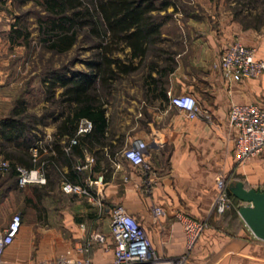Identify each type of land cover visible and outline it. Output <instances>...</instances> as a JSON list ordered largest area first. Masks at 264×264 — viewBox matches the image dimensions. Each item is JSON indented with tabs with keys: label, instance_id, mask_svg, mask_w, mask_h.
<instances>
[{
	"label": "crops",
	"instance_id": "0c3cea01",
	"mask_svg": "<svg viewBox=\"0 0 264 264\" xmlns=\"http://www.w3.org/2000/svg\"><path fill=\"white\" fill-rule=\"evenodd\" d=\"M182 1L194 7L200 13L199 18L175 22L179 31L187 32L184 37L166 35L165 19L157 42L160 55L147 56L136 70L118 74L117 80L121 81L118 100L103 105L105 126L94 137L85 138L80 147L82 159L70 155V144L61 147L58 154L53 149L54 140L70 143L74 136L58 132L57 125L64 119L60 117L40 127L42 135L37 142L45 152L39 162L48 159L47 181L58 182L50 194L55 191L63 194L60 183L64 179L83 184L87 179L102 177V184L94 189L101 199L100 211L104 216L90 234L108 236L109 211L119 205L144 230L153 251L164 262L184 257L182 264H264V242L250 233L237 214V208L243 204L231 203L222 214L212 209L213 178L218 173L226 177L227 186L240 181L246 189L264 190V148L257 156L238 161L233 144L236 130L228 121L231 104H255L264 112V73L256 78L226 82L218 69L220 56L233 41L254 48L256 58L264 60V1L257 0L262 6L260 12L252 10V4L243 5L239 10L243 18L239 19L231 13L233 3L224 7L222 0ZM159 14H166V9ZM128 52L124 48L116 56L123 58ZM136 62L137 59H132V67ZM169 63L173 69L166 71ZM61 90L56 89V97ZM167 92L191 94L201 116L186 119L168 100H163ZM137 140L146 145L145 168L134 167L121 156L122 150ZM33 164L31 168L36 165ZM34 185L20 188L14 180L7 186L9 194L4 202L15 197L20 203L25 202L27 189ZM153 206L162 208L164 214L153 216ZM178 214L207 222L188 253ZM80 224L72 228L82 237L85 231ZM5 226L0 223V229ZM20 232L21 229L4 253L7 264L22 245ZM82 241L66 249L76 250ZM110 248L107 237V251L95 244L88 257L94 263L107 262L111 259ZM76 256L84 255L77 252Z\"/></svg>",
	"mask_w": 264,
	"mask_h": 264
},
{
	"label": "trees",
	"instance_id": "16d2710c",
	"mask_svg": "<svg viewBox=\"0 0 264 264\" xmlns=\"http://www.w3.org/2000/svg\"><path fill=\"white\" fill-rule=\"evenodd\" d=\"M15 1L21 4L33 1L40 7L43 14L38 20V31L40 41L47 50L63 54L80 40L89 44L91 54L85 61L86 70L63 67L44 72L41 85L44 87V100L49 104L41 115L30 114L28 102L21 98L8 116L0 118V156L10 163L9 170L0 173V188L4 193L8 191L10 183H14V180L17 183L16 165L25 168L34 166L30 148L42 135L40 127L46 126L51 120L63 117L57 125L58 132L69 137L74 135L72 139L76 140L75 144L68 141L61 144L59 139L54 140L52 146L55 152L58 154L61 147L70 144V155L82 159L80 147L85 138L94 137L105 126L103 105L111 94L114 82L120 77L118 74L136 70L147 56L156 58L160 55L161 50L157 46L160 27L165 19L168 20V16L159 13L168 7L172 11L177 9L173 0ZM251 1L248 0L247 5ZM21 31L19 26L11 29V43L21 36ZM26 41L25 44H28ZM124 48H128L129 52L123 58L117 57L116 53H122ZM132 59H137L133 67ZM172 69V64L169 63L166 71ZM57 88L62 90L56 97ZM163 100H168L165 94ZM81 119H88L92 123V129L88 133L77 135ZM42 161L46 162L47 176L50 162L48 159ZM52 181H47L42 186H29L25 202L33 199L41 201L49 196L58 185L57 181ZM76 182L82 184L79 180L73 181ZM227 195L232 204L238 202L228 188Z\"/></svg>",
	"mask_w": 264,
	"mask_h": 264
},
{
	"label": "rangeland",
	"instance_id": "374dc122",
	"mask_svg": "<svg viewBox=\"0 0 264 264\" xmlns=\"http://www.w3.org/2000/svg\"><path fill=\"white\" fill-rule=\"evenodd\" d=\"M173 1L177 4V9H166V35L187 36L186 31L176 28L175 22L187 17L199 18L200 13L195 12L194 7L188 6L182 0ZM247 2L248 0H222L224 7L233 3L231 13L237 15L238 19L243 18L239 10L243 5H247ZM251 4L252 10L256 9L255 12L262 10L257 0H252ZM42 14L40 7L33 1L21 4L15 0H0V118L8 116L21 98L28 102L30 114L43 113L49 104L44 100V87L41 85L45 71L63 67L86 70L85 61L91 54L88 43L79 40L63 54L52 53L42 45L38 31V20ZM14 26L21 27L22 31L21 36L11 43L9 35ZM25 40L28 44H25ZM166 48H169L168 44ZM120 85L121 81L114 82L107 102L114 104L118 100ZM20 191L18 190V193ZM8 194L9 192L4 193L0 188V223L7 225L13 214L20 213V237L23 239L20 249L9 261L10 264H39L54 259L58 254L65 252L66 248L90 235L91 230L99 225L98 222L104 216L87 199L76 195H63L55 191L41 201L33 199L20 203L18 197H15L4 202ZM11 201H14L13 205ZM69 216L71 222H68ZM79 223L85 226L82 237L72 228H78Z\"/></svg>",
	"mask_w": 264,
	"mask_h": 264
},
{
	"label": "built area",
	"instance_id": "2783aa9c",
	"mask_svg": "<svg viewBox=\"0 0 264 264\" xmlns=\"http://www.w3.org/2000/svg\"><path fill=\"white\" fill-rule=\"evenodd\" d=\"M218 69L224 81H239L241 79L256 78L264 73V60L255 56V49L242 45L239 41H233L222 53L218 62ZM169 104L173 106L186 119L193 120L201 116L196 100L191 94L180 93L172 95L166 93ZM228 121L236 130L234 138V152L238 161L248 160L257 156L264 148V112L255 104H231L228 111ZM92 123L88 119H81L77 135L90 132ZM76 140L72 139L71 144ZM68 151L69 148H66ZM146 145L137 140L125 147L121 156L134 167L145 168L144 156ZM45 152L41 143H35L30 148V153L35 167L29 169L16 165L17 184L20 188L27 185H45L47 182L45 161L39 162L41 154ZM10 163L0 159V173L9 170ZM214 197L212 209L216 214H222L231 205L227 195L226 177L218 173L213 178ZM102 184V177L97 176L94 180L87 179L83 184L62 180L60 191L65 195H76L87 199L91 204L102 210V202L95 186ZM153 216H162L163 210L159 206L151 209ZM107 234L92 233L85 237L78 249H67L58 254L52 260H45L39 264H182L184 257L171 262L160 259L153 251L150 241L144 230L136 220L122 207L114 206L109 211ZM177 220L182 228L186 252H190L196 241L207 227L205 220H195L184 214H178ZM22 225L20 213L13 214L8 224L0 229V264H7L4 253L17 237ZM80 229L85 231L84 224ZM111 241V259L107 262L94 263L88 255L95 244L106 250V238ZM84 256H76V253Z\"/></svg>",
	"mask_w": 264,
	"mask_h": 264
},
{
	"label": "water",
	"instance_id": "95a60500",
	"mask_svg": "<svg viewBox=\"0 0 264 264\" xmlns=\"http://www.w3.org/2000/svg\"><path fill=\"white\" fill-rule=\"evenodd\" d=\"M227 188L243 204L237 208L238 216L250 233L264 242V190L246 189L240 181L229 183Z\"/></svg>",
	"mask_w": 264,
	"mask_h": 264
}]
</instances>
